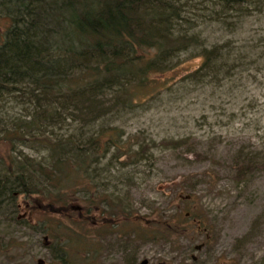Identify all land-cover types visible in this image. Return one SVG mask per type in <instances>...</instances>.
<instances>
[{
  "label": "rangeland",
  "instance_id": "374dc122",
  "mask_svg": "<svg viewBox=\"0 0 264 264\" xmlns=\"http://www.w3.org/2000/svg\"><path fill=\"white\" fill-rule=\"evenodd\" d=\"M178 2L177 29L200 35L203 44L192 41L170 70L150 74L162 81L155 95L147 91L128 104L111 92L106 100L113 110L91 128L79 130L67 120L39 129L50 137L82 140L81 133L115 127L122 147L111 148L92 163L90 177L83 174L77 186L57 197L18 193L14 216L5 202L0 264H132L143 258L150 264H264V8L253 4L236 12L211 0ZM10 24L0 9V43ZM203 47L216 48L219 58L212 71L190 75L202 61ZM20 103L15 93L1 98L0 125L27 114V104ZM13 154L42 164L49 159L38 143L18 145ZM249 157L257 161L255 170L238 178L235 162ZM95 193L119 197L128 214L118 212L109 218L112 223L100 220L99 228H117L100 242L88 239L98 208L84 200L92 196L96 202ZM55 207L68 210L54 213ZM187 211L202 213L206 232L196 233L189 218L188 231L178 238L152 237Z\"/></svg>",
  "mask_w": 264,
  "mask_h": 264
},
{
  "label": "trees",
  "instance_id": "16d2710c",
  "mask_svg": "<svg viewBox=\"0 0 264 264\" xmlns=\"http://www.w3.org/2000/svg\"><path fill=\"white\" fill-rule=\"evenodd\" d=\"M178 1L0 2V9L11 21L0 43V100L15 93L22 101L20 104L28 106L23 108L27 114L12 117L10 124L0 125V209L6 202L7 210L14 216L17 208L14 196L18 193L41 191L57 197L63 190L77 186L83 174L90 177L87 171L92 163L101 160L111 148L121 149L122 132L115 127L89 136L81 133L82 140L70 135L50 137L51 133L45 135L39 129L67 120L77 122L79 130L91 128L113 110L109 105L112 100H106L111 92L114 98L128 104L145 97L147 91L155 95L161 79L152 80L150 74L160 75L170 70L178 53L188 49L192 41H196V46L203 44L198 42L200 35L177 29V23L182 20ZM211 1L223 11L241 12L253 4L264 8V0ZM211 48L200 50L198 57L202 61L190 75L201 77L203 71H212L220 51ZM26 143L43 146L49 153L48 162H29L28 157L18 158L13 154L18 145ZM235 163L238 178L249 176L257 165L252 157ZM90 191L85 188L84 193ZM111 196L100 193L98 197L95 193L96 202L92 196H84L88 204L100 210L97 217H102L103 223H112L110 220L118 212L128 215L122 200L114 197L113 201ZM47 207L53 208L51 204ZM64 209L68 207H55L53 212ZM189 218L196 233L207 231L208 224L202 221V213L187 211L178 222L162 225L160 232L152 237L178 238L177 235L188 231ZM116 230L104 228L101 236ZM97 233L98 230L92 234V242L96 239L100 242ZM57 236L53 235L55 239ZM207 238L210 239L209 235Z\"/></svg>",
  "mask_w": 264,
  "mask_h": 264
},
{
  "label": "flooded vegetation",
  "instance_id": "af4514ba",
  "mask_svg": "<svg viewBox=\"0 0 264 264\" xmlns=\"http://www.w3.org/2000/svg\"><path fill=\"white\" fill-rule=\"evenodd\" d=\"M98 210V214H99V212H100V210L99 209H97ZM62 211V210H61ZM61 211H56V213H61ZM52 212H53V210H52ZM86 213V212H85ZM101 214V213H100ZM65 216H66V214H64ZM99 221H95V223H96V225H97V227H95V229L93 230V233H94V231H96V230H98V235L97 236H99L98 237V239H99V241L103 238V236H101V235H104L103 233H102V229H104V228H99V222H100V220H104L102 217H100L99 219H98ZM99 230L101 231V232H99ZM93 233H91L90 234V236L89 235H87V236H89L88 237V239L89 240H93L94 239V235H92ZM102 233V234H101ZM143 259H145V258H143ZM142 260V259H141ZM146 260V259H145ZM141 262V261H140ZM140 262H136L135 260L132 262V264H140ZM131 263V262H130ZM145 264H150V262L147 260L146 261V263ZM156 264H162L161 262H158V263H156Z\"/></svg>",
  "mask_w": 264,
  "mask_h": 264
},
{
  "label": "water",
  "instance_id": "95a60500",
  "mask_svg": "<svg viewBox=\"0 0 264 264\" xmlns=\"http://www.w3.org/2000/svg\"><path fill=\"white\" fill-rule=\"evenodd\" d=\"M146 261H147V260H145V259H142V260H141V262H140V264H145V263H146Z\"/></svg>",
  "mask_w": 264,
  "mask_h": 264
}]
</instances>
